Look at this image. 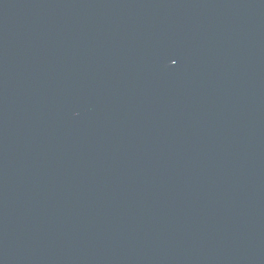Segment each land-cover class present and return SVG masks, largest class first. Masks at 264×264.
<instances>
[{"label":"water","instance_id":"water-1","mask_svg":"<svg viewBox=\"0 0 264 264\" xmlns=\"http://www.w3.org/2000/svg\"><path fill=\"white\" fill-rule=\"evenodd\" d=\"M0 264H264V0H0Z\"/></svg>","mask_w":264,"mask_h":264}]
</instances>
